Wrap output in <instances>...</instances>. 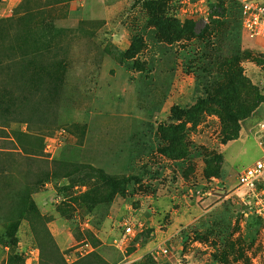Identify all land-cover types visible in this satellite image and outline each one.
Listing matches in <instances>:
<instances>
[{
    "label": "rangeland",
    "instance_id": "374dc122",
    "mask_svg": "<svg viewBox=\"0 0 264 264\" xmlns=\"http://www.w3.org/2000/svg\"><path fill=\"white\" fill-rule=\"evenodd\" d=\"M209 1L0 0V264H264V37Z\"/></svg>",
    "mask_w": 264,
    "mask_h": 264
},
{
    "label": "built area",
    "instance_id": "2783aa9c",
    "mask_svg": "<svg viewBox=\"0 0 264 264\" xmlns=\"http://www.w3.org/2000/svg\"><path fill=\"white\" fill-rule=\"evenodd\" d=\"M240 8V22L249 36L264 37V0H235ZM177 15L180 17L201 15L208 19V0H178ZM257 143L260 148L259 158L242 169L236 177L235 189L240 199L260 220L261 233L264 238V120L257 124ZM60 146V144H59ZM50 148V145H49ZM127 235H134L133 224L123 227Z\"/></svg>",
    "mask_w": 264,
    "mask_h": 264
},
{
    "label": "trees",
    "instance_id": "16d2710c",
    "mask_svg": "<svg viewBox=\"0 0 264 264\" xmlns=\"http://www.w3.org/2000/svg\"><path fill=\"white\" fill-rule=\"evenodd\" d=\"M235 1V0H234ZM235 3H236V5H237V7H238V10H239V17H240V8H239V4H238V2L237 1H235ZM208 5H210L211 6V3H210V1L208 0ZM211 8L209 7V10H210ZM211 16H213L212 14H211V10H210V13H209V18L211 19L212 17ZM250 110H252V108L250 109ZM244 116H246V114H244ZM256 217V216H255ZM257 218V217H256Z\"/></svg>",
    "mask_w": 264,
    "mask_h": 264
}]
</instances>
